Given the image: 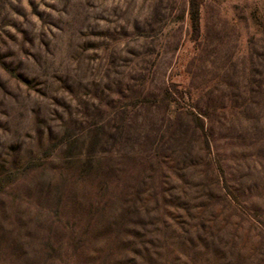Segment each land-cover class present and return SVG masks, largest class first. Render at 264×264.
Returning a JSON list of instances; mask_svg holds the SVG:
<instances>
[{
  "label": "rangeland",
  "instance_id": "1",
  "mask_svg": "<svg viewBox=\"0 0 264 264\" xmlns=\"http://www.w3.org/2000/svg\"><path fill=\"white\" fill-rule=\"evenodd\" d=\"M0 264H264V0H0Z\"/></svg>",
  "mask_w": 264,
  "mask_h": 264
}]
</instances>
